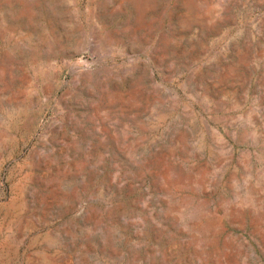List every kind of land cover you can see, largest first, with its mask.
Masks as SVG:
<instances>
[{"label": "rangeland", "instance_id": "obj_1", "mask_svg": "<svg viewBox=\"0 0 264 264\" xmlns=\"http://www.w3.org/2000/svg\"><path fill=\"white\" fill-rule=\"evenodd\" d=\"M0 264H264V0H0Z\"/></svg>", "mask_w": 264, "mask_h": 264}]
</instances>
